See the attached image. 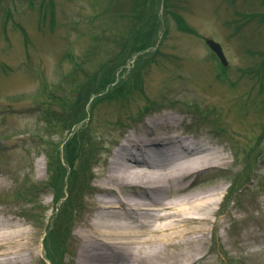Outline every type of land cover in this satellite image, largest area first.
Wrapping results in <instances>:
<instances>
[{
  "label": "rangeland",
  "instance_id": "rangeland-1",
  "mask_svg": "<svg viewBox=\"0 0 264 264\" xmlns=\"http://www.w3.org/2000/svg\"><path fill=\"white\" fill-rule=\"evenodd\" d=\"M164 114L230 160L190 178L227 189L194 264H264V0H0V218L42 224L30 264H73L115 151Z\"/></svg>",
  "mask_w": 264,
  "mask_h": 264
},
{
  "label": "bare ground",
  "instance_id": "bare-ground-1",
  "mask_svg": "<svg viewBox=\"0 0 264 264\" xmlns=\"http://www.w3.org/2000/svg\"><path fill=\"white\" fill-rule=\"evenodd\" d=\"M180 124L174 115L150 117L115 151L96 184L100 195L92 200L90 214L76 224V232L72 222L78 240L73 264H194L202 256L210 227L218 231L213 216L227 189L220 182L196 189L190 178L220 168L230 174V160L206 135L183 136L175 130ZM92 177L85 196L94 188ZM228 178L226 197L232 199L244 183L236 176ZM56 190L55 200L61 195ZM35 224L37 230L16 217L0 218V264L38 260L42 224ZM44 242L46 246L47 239ZM56 263L64 264V258Z\"/></svg>",
  "mask_w": 264,
  "mask_h": 264
},
{
  "label": "water",
  "instance_id": "water-1",
  "mask_svg": "<svg viewBox=\"0 0 264 264\" xmlns=\"http://www.w3.org/2000/svg\"><path fill=\"white\" fill-rule=\"evenodd\" d=\"M207 41H208V44L212 47V49L221 57L223 62L225 64H227L228 60H227V57L225 55L223 46L214 39H208Z\"/></svg>",
  "mask_w": 264,
  "mask_h": 264
},
{
  "label": "trees",
  "instance_id": "trees-1",
  "mask_svg": "<svg viewBox=\"0 0 264 264\" xmlns=\"http://www.w3.org/2000/svg\"><path fill=\"white\" fill-rule=\"evenodd\" d=\"M203 113H206V112H203ZM203 115H205V114H203ZM85 143H87L90 147L89 148H86L85 147V153H84V155L87 153V152H91V153H89V157L88 158H91L92 156H95V149L93 148L92 149V141H90L89 139H87L86 138V141H85ZM84 146H85V144H84ZM60 179H61V176H60ZM85 181H82L81 182V187H83V183H84ZM34 194H36L35 192H34ZM69 217V220H70V215L68 216ZM61 235V232L59 233V236ZM56 237H58V235H54L53 236V238H56Z\"/></svg>",
  "mask_w": 264,
  "mask_h": 264
}]
</instances>
